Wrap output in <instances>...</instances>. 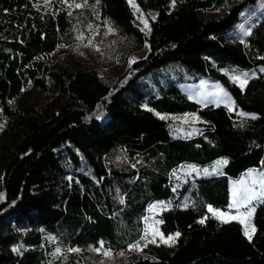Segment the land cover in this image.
Masks as SVG:
<instances>
[{
	"label": "trees",
	"instance_id": "16d2710c",
	"mask_svg": "<svg viewBox=\"0 0 264 264\" xmlns=\"http://www.w3.org/2000/svg\"><path fill=\"white\" fill-rule=\"evenodd\" d=\"M133 1L155 11L146 34L126 0H0V264H47L55 246L64 264L103 252L122 264H264V199L251 240L207 212L228 206L229 179L264 171V0ZM102 25L123 40L120 63L143 43L146 54L106 77L51 64ZM225 62L256 72L241 87L218 72ZM206 75L254 115L200 106L176 85ZM181 113L195 115L193 132L157 116ZM184 163L215 171L172 175ZM154 199L168 203L160 234L180 233L170 243L144 236Z\"/></svg>",
	"mask_w": 264,
	"mask_h": 264
},
{
	"label": "rangeland",
	"instance_id": "374dc122",
	"mask_svg": "<svg viewBox=\"0 0 264 264\" xmlns=\"http://www.w3.org/2000/svg\"><path fill=\"white\" fill-rule=\"evenodd\" d=\"M126 1L133 15V24L143 34H146L148 27H145L144 21H146L148 25L149 21L154 19L155 11L151 9L141 10L135 5L133 0L131 3L129 0ZM243 17L244 13L241 12L238 14L239 19ZM101 28V32L97 31L98 27H91L90 29H86L83 34L76 35V39L71 44L65 46L61 53L57 52L52 56L51 64H53L56 59L62 57V59H66L72 65L94 68L99 72V74L106 77L112 74L121 73L133 60L142 58L146 54L147 47L146 44L143 43L140 49L133 50L125 57V63H120L118 61V57L120 45L123 42L122 38L117 36L105 25H102ZM217 70L225 75L229 81L238 86H241V80L247 79L256 72L254 68L242 69L230 62H225ZM162 72L171 76L173 75L172 69H165L162 70ZM244 74L247 75L245 76ZM176 85L179 90L188 97V99L196 102L200 106H224L240 115L248 117L254 115L251 112L234 108L231 96L228 94L221 82L214 76L206 75L198 77L194 80H178ZM27 90L29 92L28 95H32V93H34L29 89ZM157 116L168 119L173 124L175 129L181 133L189 134L194 131V123L196 121L195 115L181 113V115L164 116L157 114ZM187 164L188 163L181 164L182 166L180 168L173 169L172 175L176 174L177 170H179L182 177L189 176L191 174H194L195 176L202 174L209 175L211 172L215 171V166L212 164L202 166ZM1 198L2 194L0 190V200ZM262 199H264V171L260 168H248L236 177L229 179L228 206L225 209H211L223 211L228 214V217H236L235 219H230L229 221H236L240 225L241 231L244 235L245 224L240 223V220L244 218L242 214L246 213L248 210L254 209L255 204ZM234 202L235 207H232ZM167 204L168 203L163 200L154 199L150 201L147 206L146 216L143 222V233L150 241L170 243L171 241H168L167 238L174 236H162L158 230V220L156 218V214L163 207L167 206ZM207 212L217 221L222 222V220L217 218L213 212L209 211V207L207 208ZM246 223L249 225L248 231L251 234V217L248 218ZM130 249L137 252L139 250V246H132ZM65 258L66 257L62 253L61 249L58 246H55L52 249L51 256L47 264H64ZM123 260L124 258L122 256H113L108 252H103L97 260H91V262L87 264H122Z\"/></svg>",
	"mask_w": 264,
	"mask_h": 264
},
{
	"label": "snow or ice",
	"instance_id": "6c2138e0",
	"mask_svg": "<svg viewBox=\"0 0 264 264\" xmlns=\"http://www.w3.org/2000/svg\"><path fill=\"white\" fill-rule=\"evenodd\" d=\"M129 2L131 3L132 0H129ZM172 3H173V6H174L175 0H172ZM76 7H81V5L77 4ZM144 23H145V27H148L147 22L144 21ZM133 62H135V61L133 60ZM244 75L246 76L247 74H244ZM236 79H238V78H236ZM240 83H241V87H243L247 83V80L246 79L245 80H241ZM234 196H235V193H234ZM232 207H235V202L233 203ZM209 211L213 212V214L217 218H220L222 220V222H224V223H228L230 219H235L236 218V217H228L227 213H225L223 211H219V210H213V209H211V207H209ZM253 212H254V209L246 211V213L242 214L244 218H242L240 220V223L245 224L244 235L249 240L252 239V235L248 231L249 225L246 223V221L248 220V218H250L253 215ZM203 222H204L203 220L200 221V223H203ZM254 231H255V228H254V226H252V232L254 233ZM179 235H180V233H176L175 237L170 236L167 239H168V241H174L177 237H179ZM106 255H107V253H106Z\"/></svg>",
	"mask_w": 264,
	"mask_h": 264
}]
</instances>
